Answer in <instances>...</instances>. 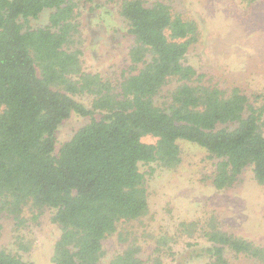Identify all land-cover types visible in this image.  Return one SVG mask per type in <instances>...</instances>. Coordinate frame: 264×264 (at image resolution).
<instances>
[{"label": "trees", "instance_id": "1", "mask_svg": "<svg viewBox=\"0 0 264 264\" xmlns=\"http://www.w3.org/2000/svg\"><path fill=\"white\" fill-rule=\"evenodd\" d=\"M77 1L0 0V205L16 219L28 203L52 211V264H143L132 245L103 260L118 225L148 210L140 165L177 166L187 141L216 159V189L234 186L249 166L264 185V92L203 84L185 61L197 23L163 0H120L133 39L128 73L112 84L84 72L81 51L69 47ZM45 10L48 23L31 27ZM82 93L92 96L90 107L74 97ZM72 113L88 121L55 151L56 129ZM206 221V264L240 256L264 264V244L222 228L215 213ZM0 264L32 263L0 249Z\"/></svg>", "mask_w": 264, "mask_h": 264}, {"label": "rangeland", "instance_id": "2", "mask_svg": "<svg viewBox=\"0 0 264 264\" xmlns=\"http://www.w3.org/2000/svg\"><path fill=\"white\" fill-rule=\"evenodd\" d=\"M163 1L197 23L198 38L185 61L202 75L203 84L227 92L238 87L249 96L264 92V0L252 4L244 0ZM77 3L69 47L81 51L82 71L117 83L130 70L128 50L133 43L119 13L120 0ZM49 13L45 10L31 19L30 26L46 25ZM176 84L172 80L160 95H167ZM74 97L90 107L92 96ZM87 121L75 113L62 121L56 129L55 151ZM180 149L181 161L175 167L140 165L146 177L148 210L137 220L119 224L104 241V261L132 245L143 264L158 260L161 264H206L209 256L203 249L210 243L200 229L211 213L218 215L222 228L264 244V185L254 180L252 167L241 173L234 186L218 190L212 185L216 159L191 142L181 141ZM51 214L48 208L37 210L28 203L16 219L0 205V249L32 264H52L59 229L51 222ZM198 220L203 223L197 224ZM229 259L230 264H263L242 256Z\"/></svg>", "mask_w": 264, "mask_h": 264}]
</instances>
